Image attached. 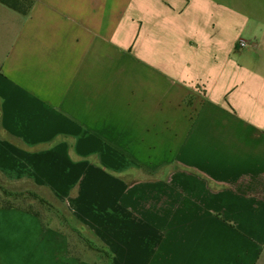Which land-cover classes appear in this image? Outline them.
Returning <instances> with one entry per match:
<instances>
[{"label":"crops","instance_id":"1","mask_svg":"<svg viewBox=\"0 0 264 264\" xmlns=\"http://www.w3.org/2000/svg\"><path fill=\"white\" fill-rule=\"evenodd\" d=\"M0 178V264H264V0L0 4Z\"/></svg>","mask_w":264,"mask_h":264},{"label":"trees","instance_id":"2","mask_svg":"<svg viewBox=\"0 0 264 264\" xmlns=\"http://www.w3.org/2000/svg\"><path fill=\"white\" fill-rule=\"evenodd\" d=\"M37 0H0V4L11 9L12 11L19 13L23 16H26L31 11L32 7L36 3ZM0 191L3 193L4 199L0 200V208H23L28 212L36 213L39 215V212H36L32 209V207H20L16 205V202L20 198H24L25 196H30L32 199L38 201L39 203L48 206L49 208L53 209V205L48 203L44 198L39 196L38 194L34 192H14L11 190L6 189L0 184ZM97 251L100 253L101 258L105 259L104 264H111V255L102 249H97Z\"/></svg>","mask_w":264,"mask_h":264},{"label":"rangeland","instance_id":"3","mask_svg":"<svg viewBox=\"0 0 264 264\" xmlns=\"http://www.w3.org/2000/svg\"><path fill=\"white\" fill-rule=\"evenodd\" d=\"M0 184L3 186V187H7L8 189H13L12 186L9 185V183L4 180V179H1L0 178ZM27 188V187H26ZM19 189V188H18ZM13 191V190H11ZM18 191V190H17ZM34 192L36 194H38L39 196H44L45 198L51 200L49 198L48 195L46 194H41L39 191L38 193L35 192V191H32V190H29V189H22L21 187V192ZM4 199V196H3V193L0 191V200ZM52 201V200H51ZM16 205L17 206H20V207H32L33 210H35L36 212H39L41 215L43 216H47V217H55L54 215H59L61 219H63L62 223H63V229H66L68 230V224L66 223V219L65 217L67 216L68 217V212L66 211V209L64 207H62L61 205L59 204H56L55 206H53V209L49 208L48 206L46 205H43L41 203H39L38 201L32 199L30 196H25L24 198H20L17 202H16ZM53 222H54V225H56L55 223H57L56 220L53 219ZM97 244V243H96ZM82 247V246H81ZM86 253V252H84ZM87 254V253H86ZM89 254V255H88ZM87 256L88 257H91L90 253H88ZM94 255V258L96 259L97 256L99 257V254L96 255V254H93ZM94 259V260H95ZM102 262L103 264L105 263V259H102Z\"/></svg>","mask_w":264,"mask_h":264},{"label":"built area","instance_id":"4","mask_svg":"<svg viewBox=\"0 0 264 264\" xmlns=\"http://www.w3.org/2000/svg\"><path fill=\"white\" fill-rule=\"evenodd\" d=\"M241 46L243 47V46H246V44L245 43H241Z\"/></svg>","mask_w":264,"mask_h":264}]
</instances>
